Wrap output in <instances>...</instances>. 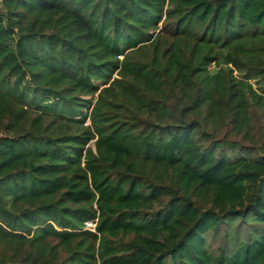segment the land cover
I'll return each instance as SVG.
<instances>
[{"label":"trees","instance_id":"16d2710c","mask_svg":"<svg viewBox=\"0 0 264 264\" xmlns=\"http://www.w3.org/2000/svg\"><path fill=\"white\" fill-rule=\"evenodd\" d=\"M0 2V264H264V0Z\"/></svg>","mask_w":264,"mask_h":264},{"label":"rangeland","instance_id":"374dc122","mask_svg":"<svg viewBox=\"0 0 264 264\" xmlns=\"http://www.w3.org/2000/svg\"><path fill=\"white\" fill-rule=\"evenodd\" d=\"M224 235V232H223ZM223 235L221 234V236L219 238L216 239V241L214 242V244L212 245V249H216L217 247H219L221 245V242H223Z\"/></svg>","mask_w":264,"mask_h":264},{"label":"built area","instance_id":"2783aa9c","mask_svg":"<svg viewBox=\"0 0 264 264\" xmlns=\"http://www.w3.org/2000/svg\"><path fill=\"white\" fill-rule=\"evenodd\" d=\"M0 10H1V2H0Z\"/></svg>","mask_w":264,"mask_h":264}]
</instances>
